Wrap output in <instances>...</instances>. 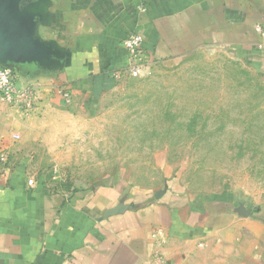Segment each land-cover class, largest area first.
I'll list each match as a JSON object with an SVG mask.
<instances>
[{
	"label": "crops",
	"instance_id": "0c3cea01",
	"mask_svg": "<svg viewBox=\"0 0 264 264\" xmlns=\"http://www.w3.org/2000/svg\"><path fill=\"white\" fill-rule=\"evenodd\" d=\"M3 10L23 44L0 65L38 96L29 113L0 101V264H264V206L246 214L173 176L154 191L112 178L69 193L36 176L59 117L94 112L119 86L112 73L125 77L127 35L143 34L153 66L217 46L259 68L264 0H0Z\"/></svg>",
	"mask_w": 264,
	"mask_h": 264
},
{
	"label": "rangeland",
	"instance_id": "374dc122",
	"mask_svg": "<svg viewBox=\"0 0 264 264\" xmlns=\"http://www.w3.org/2000/svg\"><path fill=\"white\" fill-rule=\"evenodd\" d=\"M149 64L141 76L126 73L94 112L59 117L36 176L68 193L112 178L154 191L173 176L246 214L262 208L264 65L217 46Z\"/></svg>",
	"mask_w": 264,
	"mask_h": 264
},
{
	"label": "built area",
	"instance_id": "2783aa9c",
	"mask_svg": "<svg viewBox=\"0 0 264 264\" xmlns=\"http://www.w3.org/2000/svg\"><path fill=\"white\" fill-rule=\"evenodd\" d=\"M257 30L264 33V29L257 26ZM123 46L127 51V67L125 72L133 77L143 75L149 68V59L144 50V36L140 32H133L127 35L123 39ZM124 72L115 71L112 73V77L118 81L123 79ZM59 93L62 95L66 103H71L72 96L70 91L64 88H59ZM37 89L35 86L27 84L20 86L17 83L16 71L10 66H0V101L6 102L11 106L20 108L29 113L32 111L35 102L37 101ZM16 138H20V135H15ZM0 160L7 162L8 156L2 153ZM28 184L30 187L36 186L35 177H29ZM154 237L164 236V231L158 228L153 233Z\"/></svg>",
	"mask_w": 264,
	"mask_h": 264
},
{
	"label": "water",
	"instance_id": "95a60500",
	"mask_svg": "<svg viewBox=\"0 0 264 264\" xmlns=\"http://www.w3.org/2000/svg\"><path fill=\"white\" fill-rule=\"evenodd\" d=\"M3 19V20H2ZM14 26L6 10L0 12V53L16 55L23 44V33ZM0 66H10L8 64Z\"/></svg>",
	"mask_w": 264,
	"mask_h": 264
}]
</instances>
